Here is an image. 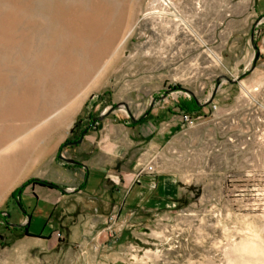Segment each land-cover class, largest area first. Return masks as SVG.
Masks as SVG:
<instances>
[{"label": "rangeland", "instance_id": "1", "mask_svg": "<svg viewBox=\"0 0 264 264\" xmlns=\"http://www.w3.org/2000/svg\"><path fill=\"white\" fill-rule=\"evenodd\" d=\"M88 109L150 111L142 130L165 139L145 149L176 175V204L73 241L34 219L37 241L12 193L50 173ZM14 140L0 264H264V0H0V149Z\"/></svg>", "mask_w": 264, "mask_h": 264}, {"label": "crops", "instance_id": "2", "mask_svg": "<svg viewBox=\"0 0 264 264\" xmlns=\"http://www.w3.org/2000/svg\"><path fill=\"white\" fill-rule=\"evenodd\" d=\"M92 115L93 111L88 109L76 128L82 130ZM143 126L141 123L131 127L129 121L111 113L97 123L96 129L84 135L81 144L60 151L63 157L81 166L57 160L60 146L71 141L69 137L64 138L56 148L55 157L47 160L50 173L45 177L35 176V179H46L65 190L39 185L25 188L26 192L18 196L25 212L19 211L18 223L28 221L29 235L41 241L38 238L46 239L47 234L37 228L31 231L32 220L45 223L50 230L48 234L54 237L50 222L55 219L58 232L73 241L91 234L90 225L103 226L108 215H115L121 221H132L169 211L179 194L177 177L161 170L159 152L149 153L145 149V146L150 151L158 149L165 135L160 132L148 138ZM72 134L73 130L69 136ZM150 162L154 164V171L146 173L145 166Z\"/></svg>", "mask_w": 264, "mask_h": 264}, {"label": "water", "instance_id": "3", "mask_svg": "<svg viewBox=\"0 0 264 264\" xmlns=\"http://www.w3.org/2000/svg\"><path fill=\"white\" fill-rule=\"evenodd\" d=\"M257 56V53H256ZM257 59V57H255V60ZM254 68V65L253 67ZM111 113H113V110L109 109L108 111H105L103 113H101L99 116L94 117L91 119L89 126L86 129H83L81 134L79 135V138L77 140H71L66 142L63 147H74L77 146L79 144H81L84 135L89 131V130H94L96 129L97 123L101 120H103L105 117H107L108 115H110ZM147 114H144V116H146ZM137 119H133L131 118L130 122H135ZM57 159L59 161H62L63 163L67 164V165H75V166H81L78 162L72 160V159H67L65 157L62 156V154L59 152L57 155ZM47 184H50L49 182H47ZM59 190L64 191L65 189L63 187H60L59 185H57ZM18 201H16L17 203ZM20 208V207H19ZM23 211V210H22Z\"/></svg>", "mask_w": 264, "mask_h": 264}, {"label": "trees", "instance_id": "4", "mask_svg": "<svg viewBox=\"0 0 264 264\" xmlns=\"http://www.w3.org/2000/svg\"><path fill=\"white\" fill-rule=\"evenodd\" d=\"M99 100H101V97H100ZM194 107H195V106H194ZM183 111H187V112H189L190 109H188V110H183ZM149 113H150V111H147V112L145 113V114H147L146 116H142V117H140V118L137 119L135 122H130L131 127L136 126V125H140L141 123H143V122L146 120V118L148 117ZM90 121H91V119H90ZM90 121H89V123H90ZM89 123H88L83 129H86V128L89 126ZM83 129H82V130H83ZM82 130H80L79 133H78L75 137H73L71 140H77V139L79 138V135L81 134ZM66 142H68V141H66ZM66 142H65V143H66ZM65 143H64V144H65ZM64 144H63V145H64ZM63 145L60 146V148H59V152L64 148ZM57 160H58V159H57ZM73 166H75V165H73ZM49 183H50V182H49ZM32 184H34V185H39V186H42V187H48V188H51V189H57V190L59 189L58 186H57L56 184H53V183L47 184V181L32 178V179L28 180L25 184H23L21 187H19L18 189H16V190L12 193V196H18V195L21 193V191H22L25 187H27L28 185H32ZM18 205H19V207L21 208V210H24V209H23V205H22L20 199L18 200ZM25 229H26V228H25Z\"/></svg>", "mask_w": 264, "mask_h": 264}, {"label": "bare ground", "instance_id": "5", "mask_svg": "<svg viewBox=\"0 0 264 264\" xmlns=\"http://www.w3.org/2000/svg\"><path fill=\"white\" fill-rule=\"evenodd\" d=\"M62 115V114H61ZM60 115V116H61ZM64 117V115H62V117L61 118H63ZM54 123H56V121L54 122ZM15 143H19V140H14V141H12V142H8L7 144H4L5 146H4V149L2 150V149H0V150H2V151H0V153H3V152H7V151H9V152H13L14 150H15V148L18 146V145H20L21 143H25V141H21V143H19L18 145L17 144H15ZM15 144V145H14ZM1 164V163H0Z\"/></svg>", "mask_w": 264, "mask_h": 264}, {"label": "built area", "instance_id": "6", "mask_svg": "<svg viewBox=\"0 0 264 264\" xmlns=\"http://www.w3.org/2000/svg\"><path fill=\"white\" fill-rule=\"evenodd\" d=\"M213 108H215V106H213ZM183 118H184L185 121L190 120V118L188 117V115H184ZM153 171H154V164H153V162H150L149 164H147L145 166V172L146 173H152ZM114 218L115 217L112 216V217H110V220H114Z\"/></svg>", "mask_w": 264, "mask_h": 264}]
</instances>
